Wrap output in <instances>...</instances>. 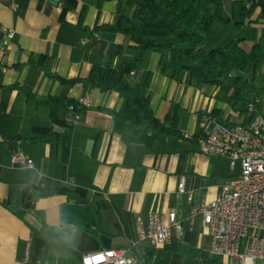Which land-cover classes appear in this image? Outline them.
<instances>
[{
	"label": "crops",
	"instance_id": "crops-1",
	"mask_svg": "<svg viewBox=\"0 0 264 264\" xmlns=\"http://www.w3.org/2000/svg\"><path fill=\"white\" fill-rule=\"evenodd\" d=\"M227 1L225 22L206 37L205 49L233 40H249L264 49V11L244 0ZM48 2L0 0V29L15 33L7 51L0 53V264H79L82 256L104 249L103 237L109 249H130L136 217L145 221L171 209L182 224V237L159 249L135 246L131 255L136 264L147 258L151 264H227L208 256L201 218L188 219L192 205L215 200L220 187L239 172L238 167L230 170L226 159L197 152L200 118L216 110L219 120H228L224 99L215 89L196 85L186 73L160 72L159 56L148 52L140 71L129 79L146 85L155 119L176 116L180 138L162 136L150 146L130 140V132L118 131L104 111L117 112L121 98L100 93L85 80L93 67L116 68L119 48L132 55L121 34L96 32L112 25L118 13L130 18L132 9L118 0ZM241 2L246 9L255 8L236 26ZM230 30L226 38H217ZM82 39L87 40L83 47ZM41 57L50 61L51 72L73 83L48 78L36 66ZM83 97L91 105L77 120L58 105L52 117L37 102ZM236 121L234 116L228 120ZM183 132L191 138L183 139ZM44 137L52 139L39 141ZM13 154L30 159L33 168L12 165ZM180 180L192 195L190 204L186 195L177 193ZM66 204L72 221L63 225L60 208ZM80 218L85 226L74 227Z\"/></svg>",
	"mask_w": 264,
	"mask_h": 264
},
{
	"label": "trees",
	"instance_id": "trees-1",
	"mask_svg": "<svg viewBox=\"0 0 264 264\" xmlns=\"http://www.w3.org/2000/svg\"><path fill=\"white\" fill-rule=\"evenodd\" d=\"M132 9V16L126 18L117 14L110 26H101L96 32H111L124 36L131 44V56H125L119 48V64L93 67L85 83L100 93H116L122 100L117 112L104 110L112 117L116 129L130 132V140L150 146L152 141L171 136L180 138L176 129L175 115L167 116L163 121L154 118L149 104L146 85L132 84L130 73L137 74L148 52L159 56L160 72H169L173 76L186 73L198 86H208L217 91L218 96H226L225 104L233 111H242L244 107L259 97L255 91V80L261 62L264 61V49L259 44L243 50L241 40H233L227 45L205 50L206 37L213 29L225 22L227 0H118ZM239 21L236 26L247 20L254 6L246 9L238 3ZM263 11V9H262ZM36 66L50 78L62 84L73 81L61 79L50 70V61L40 58ZM50 109L54 117L55 108L61 106L68 110L72 107L77 114L84 111L75 101L57 98L37 99ZM210 114L218 120V111ZM222 125L230 122L219 120ZM51 137L39 139L50 141ZM89 211V210H87ZM86 211V212H87ZM74 227L85 226L83 218L73 222ZM151 251V250H150ZM142 264H151L147 258Z\"/></svg>",
	"mask_w": 264,
	"mask_h": 264
},
{
	"label": "built area",
	"instance_id": "built-area-1",
	"mask_svg": "<svg viewBox=\"0 0 264 264\" xmlns=\"http://www.w3.org/2000/svg\"><path fill=\"white\" fill-rule=\"evenodd\" d=\"M14 36L13 30L0 29V53L7 51ZM86 42L82 39L80 46H85ZM76 103L83 109L91 105L88 97L79 98ZM252 104H260V112H253ZM68 111L74 119H79L72 107ZM232 114L237 121L229 126L222 125L210 113L203 115L195 140L200 155L226 159L230 170L238 167L239 172L220 187L215 200L192 205L188 219L192 222L197 216L201 218L208 237L209 257L225 259L227 264H264V123L260 121V114H264V93L242 111ZM181 137L189 139L191 135L183 132ZM11 163L33 168L32 161L22 154H13ZM177 193L186 195L189 204L192 202L183 180L178 182ZM134 229L136 240L130 249L89 253L81 257L79 264H136L131 255L135 246L159 249L183 234L182 224L173 209L165 215L153 213L145 221L136 217Z\"/></svg>",
	"mask_w": 264,
	"mask_h": 264
},
{
	"label": "rangeland",
	"instance_id": "rangeland-1",
	"mask_svg": "<svg viewBox=\"0 0 264 264\" xmlns=\"http://www.w3.org/2000/svg\"><path fill=\"white\" fill-rule=\"evenodd\" d=\"M230 33H231V30L228 32H222L221 34H217L216 36L218 39L221 38V40H222V39L226 38L227 34H230ZM241 44H242V47L244 48L243 50L249 51L253 43H251L249 40H246L244 43H241ZM204 49H205V47H204ZM205 50H209V49H205ZM254 85H255L256 94L259 97H261L262 94L264 93V61L261 62L260 67L257 71V78L255 80ZM221 97L223 99H226V96H221ZM231 111H233V110L230 109V111H229V109H228L229 114L226 115L228 120L233 118V115L230 114ZM236 172H237V170H236Z\"/></svg>",
	"mask_w": 264,
	"mask_h": 264
},
{
	"label": "water",
	"instance_id": "water-1",
	"mask_svg": "<svg viewBox=\"0 0 264 264\" xmlns=\"http://www.w3.org/2000/svg\"><path fill=\"white\" fill-rule=\"evenodd\" d=\"M59 0H49V5L56 6ZM246 5H256L257 7L264 9V0H244ZM61 224L68 225L72 221V213L70 211L69 205H63L60 208ZM102 247L104 249H109V240L105 237L102 238Z\"/></svg>",
	"mask_w": 264,
	"mask_h": 264
},
{
	"label": "bare ground",
	"instance_id": "bare-ground-1",
	"mask_svg": "<svg viewBox=\"0 0 264 264\" xmlns=\"http://www.w3.org/2000/svg\"><path fill=\"white\" fill-rule=\"evenodd\" d=\"M252 111L253 112H260V104H252ZM260 121L264 123V114H260Z\"/></svg>",
	"mask_w": 264,
	"mask_h": 264
},
{
	"label": "clouds",
	"instance_id": "clouds-1",
	"mask_svg": "<svg viewBox=\"0 0 264 264\" xmlns=\"http://www.w3.org/2000/svg\"><path fill=\"white\" fill-rule=\"evenodd\" d=\"M73 231H75V229H73Z\"/></svg>",
	"mask_w": 264,
	"mask_h": 264
}]
</instances>
